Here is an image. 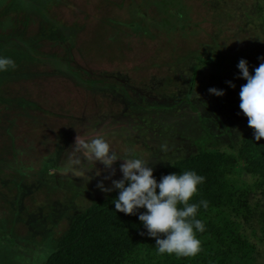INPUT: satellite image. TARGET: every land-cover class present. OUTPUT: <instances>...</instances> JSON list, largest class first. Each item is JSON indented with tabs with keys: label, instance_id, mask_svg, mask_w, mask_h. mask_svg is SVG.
<instances>
[{
	"label": "rangeland",
	"instance_id": "rangeland-1",
	"mask_svg": "<svg viewBox=\"0 0 264 264\" xmlns=\"http://www.w3.org/2000/svg\"><path fill=\"white\" fill-rule=\"evenodd\" d=\"M0 57L16 64L0 72V264H44L115 191L97 187H112L99 162L88 182L60 174L75 137L97 132L153 174L201 149L237 161L230 204L198 215L219 233L190 257L144 240L136 264H264V183L239 158L253 129L237 68L245 59L254 74L264 58V0H0Z\"/></svg>",
	"mask_w": 264,
	"mask_h": 264
},
{
	"label": "clouds",
	"instance_id": "clouds-1",
	"mask_svg": "<svg viewBox=\"0 0 264 264\" xmlns=\"http://www.w3.org/2000/svg\"><path fill=\"white\" fill-rule=\"evenodd\" d=\"M250 74L248 62L240 59L237 68L240 77L246 81L239 91V108L247 117L248 126L253 129L254 139L264 138V58ZM15 61L9 57H0V72L15 69ZM235 87L231 82H226ZM210 94L224 95L223 90L208 89ZM164 148V146H161ZM122 159L119 171L122 178L112 179L116 169L114 163ZM103 165L108 172L104 180H111L112 187L106 188L102 181L97 187L107 193L118 191L114 199L115 210L126 215H135L141 208L146 211L139 214L138 219L143 223L149 237L155 238L157 254L190 257L197 255L201 250V241L196 231L203 232L204 224L195 219L198 207L207 208V201L200 204L189 203L197 192V186L204 182L203 176L195 171H185L182 174L171 173L160 178L159 183L153 176V169L148 166L149 161L136 158L132 150L125 156L117 155L110 149V145L101 132L90 136L78 134L74 144L67 151V156L60 167V174L80 178L85 182L93 177L88 173L93 171L96 163ZM101 170L96 169L95 175L100 176ZM158 190V191H157ZM182 206V207H178ZM141 235L145 233L141 232Z\"/></svg>",
	"mask_w": 264,
	"mask_h": 264
},
{
	"label": "trees",
	"instance_id": "trees-1",
	"mask_svg": "<svg viewBox=\"0 0 264 264\" xmlns=\"http://www.w3.org/2000/svg\"><path fill=\"white\" fill-rule=\"evenodd\" d=\"M239 158L243 163V171L252 177H259L264 183V138L256 141L253 132L249 133L242 142ZM236 162L233 156L201 149L198 155L175 162L153 176L159 183L164 175L195 171L205 180L197 186V192L189 203L199 205L200 201H207V208L224 207L230 204L233 195L224 180V174L233 171ZM117 195L118 191L115 190L106 200L91 205L76 217L44 264H136L140 258L138 250L141 243L155 238L146 234L147 230L138 219L139 214L146 210L141 208L135 215L117 212L113 202ZM207 208L200 205L195 219H199L198 215ZM203 224V232L193 229L197 238L205 233H219L210 222ZM226 230L222 235L228 232ZM141 232L145 235H141Z\"/></svg>",
	"mask_w": 264,
	"mask_h": 264
}]
</instances>
